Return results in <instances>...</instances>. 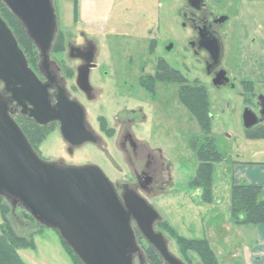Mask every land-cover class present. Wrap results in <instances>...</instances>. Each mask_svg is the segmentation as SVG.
<instances>
[{
  "label": "rangeland",
  "instance_id": "obj_1",
  "mask_svg": "<svg viewBox=\"0 0 264 264\" xmlns=\"http://www.w3.org/2000/svg\"><path fill=\"white\" fill-rule=\"evenodd\" d=\"M174 1L55 0L59 38L63 35L65 50L52 54L51 60L71 62L67 44L80 43L79 31H85L87 35L97 39L101 50L98 61L108 69L115 66L111 74L115 72L118 78H124L123 73L126 68L129 74L126 78L138 83L144 77L145 64L147 65L146 74L155 71L162 56L163 43L170 39L181 41L183 37L179 29L180 22L175 16ZM209 3L215 7H227L230 13L229 33L233 37L229 36L227 41L224 66L230 76L237 77L239 81L233 83L234 87L213 90L208 80L201 77L200 84L206 87L208 107L213 119L212 133L209 137L216 140L218 150L226 158L223 163L214 165L211 199H204L203 186L193 184L198 175L199 161L192 144L194 141H199L201 144L207 135L201 129L196 116L181 102L180 98L183 87L195 88L194 80L197 74L182 67L184 64H181L178 59L177 51L169 53L170 55L163 53V61L169 62L167 71L173 73L176 72L175 69L182 71L183 77L178 73L182 83L174 79V82L166 80L157 86L156 96L144 94L145 101L142 102L149 106L151 116H148L145 125L134 129L133 132L140 145L148 149V152H152L154 157L161 158L157 162L158 168L162 170L160 178L162 182H159L160 188H156L157 193L152 194L147 200L162 218V221L156 225V231L164 235L169 251L184 264H205L204 250L189 249L179 242L180 238L214 243L211 234L213 228H216L220 234L227 233L226 226L231 219L232 188L236 184L244 183V180H236L238 171L236 167L264 163V141L247 138L243 124L245 101L240 94V79L243 75L241 69L245 61L243 57L249 51L253 59L262 58V64H258L259 72L256 80L258 82L260 81L258 78L263 79L264 0H209ZM108 17V28L104 31L103 20L105 21ZM252 39L257 42L253 48L249 46ZM238 41L242 42L243 47L238 45ZM152 42H157L160 48L154 45L151 50ZM190 60V57H187L188 67H191ZM40 62L38 53V58L31 63V68H37ZM254 63V60L250 61L249 67H255ZM252 69L248 68L247 72ZM260 90L264 94V80L261 81ZM131 107H134V104ZM17 124L23 132L27 133L30 143L38 147L45 160L77 164L94 156L100 159V165L105 162L104 166L108 168L112 179L122 176V172L116 171V164L123 168L125 173L128 171L125 163L121 161L116 133L102 136L104 144L109 147V153L106 156L102 147L66 149L59 131L54 128L40 131L37 136L34 135L33 124L24 120H17ZM107 159H113V163ZM104 166L102 165L103 168ZM11 212L12 215L8 214L7 218L12 220L17 232L26 237L31 233L35 234V247L18 252L25 264H81L74 256L72 261L57 231L42 228L25 219L21 208L13 210L11 206ZM3 223L4 218L0 210V226ZM216 239L218 240L219 237ZM226 241L219 240L212 245L210 243L218 263L240 264L241 261L232 254L236 253L237 249L239 251L243 248L241 238L236 236L229 241L230 243ZM138 242L145 258V249L148 248V244L146 241ZM136 263L140 264L138 259ZM146 264H148L147 261Z\"/></svg>",
  "mask_w": 264,
  "mask_h": 264
},
{
  "label": "water",
  "instance_id": "obj_2",
  "mask_svg": "<svg viewBox=\"0 0 264 264\" xmlns=\"http://www.w3.org/2000/svg\"><path fill=\"white\" fill-rule=\"evenodd\" d=\"M0 2L22 25L40 63L47 66L59 36L55 0ZM214 41L213 50L208 51L216 67L223 51L220 40ZM11 106L40 126L59 122L62 137L69 142H76L74 138H80L75 144L91 140L89 134L72 127L70 113L77 110L76 104L61 98L56 108L51 106L47 86L30 67L0 15V198L13 210L26 211L40 226L57 231L83 264H137V259L146 264L133 222L165 264H184L169 251L164 235L156 231L162 218L153 206L132 191L120 197L98 166H62L41 159L13 118ZM261 122L253 112L243 113L246 131Z\"/></svg>",
  "mask_w": 264,
  "mask_h": 264
},
{
  "label": "flooded vegetation",
  "instance_id": "obj_3",
  "mask_svg": "<svg viewBox=\"0 0 264 264\" xmlns=\"http://www.w3.org/2000/svg\"><path fill=\"white\" fill-rule=\"evenodd\" d=\"M173 5L176 6L175 16L180 22L179 29L183 37L181 41L170 39L163 43L162 56L156 69H154L155 71L146 74L147 65L145 64L143 73L146 76L143 74L144 77L138 83L126 78L129 76L126 68L123 73L124 78H118V74L115 72L111 74V70H115V66L108 69L98 61L101 50L97 39L81 30L79 31L81 42L76 44L69 42L67 44L71 62L51 60L47 66L39 63L37 68H32L41 82L47 86L53 108L60 104L61 98H65L70 104L78 106L75 107L77 110L72 109L70 113L73 116L72 127L76 132L89 134L91 140L85 143L83 140V142L75 144L79 142L80 138H74L76 142H69L62 137V125L59 122L40 126L35 121L21 115L19 108L11 106L15 121L24 120L33 124L34 135L38 136L40 131L47 129L58 130L64 147L68 150L83 149L87 146L102 147L107 156L109 147L104 144L102 136L118 134L117 145L121 153V161L125 163L128 169L125 173L124 169L116 164V171L122 172L120 177L116 176L115 179H112L108 168L104 166L105 162L100 165V159L94 156L83 163L72 164L63 163V161L57 163L62 166H98L111 181L120 197L127 191H132L148 202V197L157 193L156 188H160L158 187L159 182H162L160 179L162 170L158 168L157 162L161 158L154 157L152 152H148V149L140 145L133 132L134 129H139L145 125L148 116H151L149 106L142 101H145L143 99L144 94L156 96L157 86L163 83V68H167L169 65V62L163 61V53L171 54L177 51L178 59L181 64H184L182 67L197 74L194 80L195 88L203 90L205 93L207 90L205 86L200 84L201 77L208 80L213 90L234 87L233 83L239 82L237 77L230 76L229 71L224 66L227 55L226 45L229 36H231L229 33L231 16L228 8L224 6L215 7L209 3V0H175ZM245 35L247 36V34ZM214 38L220 40L223 51L222 60L216 67L213 66L215 64L214 56L208 51V49L213 50L214 48V43H212L215 42ZM55 44L51 55L54 54ZM154 45L159 46L157 42H152L151 50ZM238 45L243 47L241 41H238ZM256 45V40L252 39L249 46L253 48ZM245 55L243 57L245 58L242 64L243 69H241L243 75L241 74L240 79V94L245 101V111L249 110L256 114L259 119H262L261 124L256 128H264V94L260 90L261 81L257 82L256 80L259 72L258 64H262V58L253 59L250 51ZM187 57L191 59V67L186 64ZM253 60L254 66H256L249 67L250 61ZM248 68L253 69L247 72ZM175 71L180 75L182 74L181 70L175 69ZM181 77L183 76L181 75ZM142 92L143 95H141ZM133 104L134 107H131ZM261 113H263V117ZM210 115L212 116V114ZM84 138L81 137V139ZM33 148H36L34 149L36 153L45 160L38 147L34 146ZM107 161L113 163V159H107ZM112 167L114 168L113 165ZM132 225L137 234L135 223L133 222Z\"/></svg>",
  "mask_w": 264,
  "mask_h": 264
},
{
  "label": "trees",
  "instance_id": "obj_4",
  "mask_svg": "<svg viewBox=\"0 0 264 264\" xmlns=\"http://www.w3.org/2000/svg\"><path fill=\"white\" fill-rule=\"evenodd\" d=\"M0 15L13 31L18 44L23 50L31 67V63L38 58V51L35 45L28 38L22 25L1 2ZM61 36L55 44V54L64 52L65 50V47L63 46V35ZM179 76L180 75L177 72L173 73L171 71H167L166 68H163V81L167 80L174 82V79L177 82L182 83V80L179 78ZM180 98L181 102H183L196 116L201 129L203 130L204 134L207 135L201 144L199 141H194L192 144V148L194 151H196L199 161L198 175L196 176L193 184L196 186H203L205 188L204 199L210 200L211 181L215 169L214 165L223 163L226 158L218 150L216 140L209 137V135L212 133L213 119L210 115V109L208 107V96L203 90L183 87V89H181ZM25 135L27 136V133ZM246 135L247 138L251 140H264V128H256L246 131ZM27 138L29 139L28 136ZM0 210L4 218V223L0 226V264H25L18 252L22 249L28 250L35 247V234L31 233L28 235V237H26L17 232L12 220L7 218L8 214L12 215L11 206L1 198ZM22 212L25 219L31 221L34 224H38L30 216V214H28L23 209ZM231 218L236 225H264V186H253L246 181H244L243 184L239 183L234 185L232 188ZM38 226L40 225L38 224ZM172 230L176 232L173 228ZM136 236L138 241H144L138 231ZM179 242L189 249L197 251L204 250L203 255L205 257V264H219L209 242L205 240H188L184 238H180ZM63 244L65 245L66 251L71 256L72 261H74L73 256L78 259L72 249L64 241ZM145 258L148 264H165L158 252L149 245L148 248L145 249ZM81 264L83 263L81 262Z\"/></svg>",
  "mask_w": 264,
  "mask_h": 264
},
{
  "label": "crops",
  "instance_id": "obj_5",
  "mask_svg": "<svg viewBox=\"0 0 264 264\" xmlns=\"http://www.w3.org/2000/svg\"><path fill=\"white\" fill-rule=\"evenodd\" d=\"M103 23H104L103 30L106 31L108 28L107 24L109 23V17L105 19V21L103 20ZM232 53H234V51ZM262 69L264 70V64L262 65ZM262 78L263 79H259V80L263 81L264 75H262ZM258 141L262 142L264 140H258ZM236 168L238 169L236 175L237 181L244 180L253 186H264V163L257 164L256 166L241 165V166H237ZM226 227H224V229L225 228L227 229V233L224 232V234H220L219 232H217L216 228H213L211 230L212 239L214 243H217L219 240H224V241L227 240L226 241L227 243L229 241H232L233 237L237 236L241 238V241L243 243L242 245L243 248L240 249L239 251L237 249V252L232 254V256L236 257L238 261H241L240 264H264V225H259V226L236 225L231 218L228 221ZM217 237H219L218 240L216 239ZM209 243H211V245L214 244L211 241Z\"/></svg>",
  "mask_w": 264,
  "mask_h": 264
}]
</instances>
